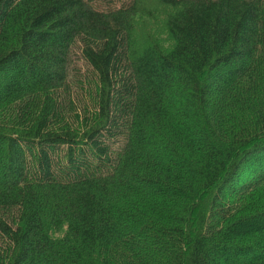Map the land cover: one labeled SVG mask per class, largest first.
Returning a JSON list of instances; mask_svg holds the SVG:
<instances>
[{"label":"trees","instance_id":"obj_1","mask_svg":"<svg viewBox=\"0 0 264 264\" xmlns=\"http://www.w3.org/2000/svg\"><path fill=\"white\" fill-rule=\"evenodd\" d=\"M0 264H264V0H0Z\"/></svg>","mask_w":264,"mask_h":264},{"label":"rangeland","instance_id":"obj_2","mask_svg":"<svg viewBox=\"0 0 264 264\" xmlns=\"http://www.w3.org/2000/svg\"><path fill=\"white\" fill-rule=\"evenodd\" d=\"M120 4H121L120 2H115V6L116 7H119ZM101 5H102V8H106V6H104L105 4H101ZM77 68L81 69V71H84L85 70V66H84V63H83V60L82 59L81 60H78Z\"/></svg>","mask_w":264,"mask_h":264}]
</instances>
